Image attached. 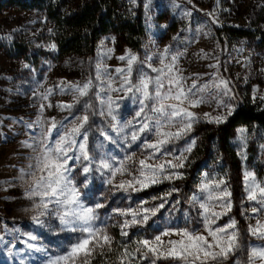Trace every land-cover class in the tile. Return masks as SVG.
<instances>
[{
	"label": "rangeland",
	"instance_id": "rangeland-1",
	"mask_svg": "<svg viewBox=\"0 0 264 264\" xmlns=\"http://www.w3.org/2000/svg\"><path fill=\"white\" fill-rule=\"evenodd\" d=\"M114 3L125 20L134 16L140 17L144 33L138 48L125 45L118 35H105L98 41L93 56L84 59L57 56L56 47H52V29L42 13L23 11L15 7H5L0 11V264H42L45 257L41 254L29 255L32 250L27 249L24 243L27 239L24 234L28 232L40 237L32 243L43 245L49 255L62 254L68 245L75 243L76 238L80 236L79 233L63 232L53 235L49 229H39L34 225L32 217L36 215L37 210L25 193L32 182L26 173L33 170L29 165L35 164L37 154L28 145L33 144L41 129L50 127L53 120L64 121L70 127L69 122L83 114L80 105L72 109L71 115L67 110L62 111L58 107L61 104L73 103V94L66 90L62 92L61 89L67 84L83 83L90 77H95L98 63L104 65L108 73L116 77L115 69L126 65V61L120 60L119 57L131 54L135 55L138 61H146L147 56L170 48L174 54L182 53L179 55L178 67L181 74L187 78L186 84L191 85L196 81L199 87L219 79L228 82L230 94L224 96L221 93L218 97L228 107L219 106L217 100L212 99L208 103L190 108L197 118L192 130L182 139L169 144L167 148L171 154L161 159H173L174 156L183 155L187 157L185 164L192 151L203 144L205 124L218 125L226 121L209 122L205 113L212 117L224 115L228 118L229 108L232 115L243 102L252 105L260 101L261 108H264V99H261L264 97V49L256 47L249 39L231 40L226 32L222 33L221 39L217 33L218 29L226 28H258L264 33V0H115ZM255 18L257 23L251 26ZM12 40L27 43L34 56H42L38 70L23 60L12 59L5 54L3 48ZM151 63L154 67H159V61L155 57ZM138 66L140 65L137 64L136 67ZM144 67L151 75H155L147 68L146 63ZM133 76L135 78V72ZM93 82L96 83L95 80ZM212 91L216 92L215 89ZM110 95L115 99L123 93ZM118 103V119H133L137 106L130 100H118ZM90 122L93 124V130L103 123L98 116L91 117ZM97 135L95 131L90 134V148ZM147 138L149 141L154 139L151 135ZM52 139H56L55 130ZM142 142L143 136L126 152H134L137 158H142V150L139 147ZM188 147H191V152L185 151ZM229 147L236 156L237 170L232 174L230 168L218 159L215 145H209L211 158L207 169L200 174L194 194H199L198 187L204 181L205 175L209 180L224 181L217 191L226 189L231 193L226 199L231 201L232 207L230 211L215 208V211L226 214L221 215L213 227H222L232 219L236 220L240 248L222 264H244L252 247L264 245V240L257 239L249 232V225H255L257 219L264 221V210L256 213L252 211L253 207L259 209L261 206L256 201L248 200L245 181V174L251 173L256 181L264 186V130L239 126L233 132ZM104 151H110L117 160L126 154L120 146L111 144H106ZM69 163L71 165V161ZM178 170L179 168L168 171L180 173ZM73 176L76 178V184L80 186L84 181L80 170H74ZM124 178L129 177L126 175ZM105 179L106 177L95 174L88 188L81 189V199L86 206H94L99 200L106 205L118 192L113 185L104 183ZM116 179L118 182L120 177ZM165 181L168 180L161 183ZM113 204L122 207L121 197L116 198ZM114 209L116 208L96 210L99 218L95 225L105 229L110 236L117 227L119 228ZM193 210L195 216L192 217L184 213L178 216L172 212L163 219L157 231L144 239L151 240L166 229L187 228L190 231L203 232L202 209L197 206L193 207ZM178 218L182 221H177ZM51 223L54 227L58 226V220L54 217L51 218ZM177 238L173 236L164 239ZM135 247L136 244L127 248L132 251ZM123 250L124 247L119 256ZM97 254H100L99 251L94 253V258ZM125 264L128 262L125 261ZM132 264L148 263L147 260H138L136 257ZM167 264L179 262L168 260Z\"/></svg>",
	"mask_w": 264,
	"mask_h": 264
},
{
	"label": "snow or ice",
	"instance_id": "snow-or-ice-1",
	"mask_svg": "<svg viewBox=\"0 0 264 264\" xmlns=\"http://www.w3.org/2000/svg\"><path fill=\"white\" fill-rule=\"evenodd\" d=\"M179 55L182 53L174 54L170 48H166L163 52L147 56L146 61H138L131 54L121 56L119 59L126 61V65L115 69L116 77L98 63L95 77H90L83 83L67 84L61 89L62 92L66 90L73 94V103L58 107L62 111L67 110L71 115L72 109L80 105L83 114L70 121V127L64 121L53 120L50 127L42 128L33 144L28 145L37 155L35 164L29 165L33 170L26 173L32 182L25 195L33 201V207L37 210L32 217L37 228L49 229L53 235L63 232L79 233L80 236L62 254L49 255L43 245L32 243L40 237L28 232L24 234L27 237L24 243L27 249L32 250L29 255L41 254L45 257L42 264H91L97 251L101 255L105 247L112 251L113 237L105 229L95 225L99 218L96 210L104 208L105 204L97 201L94 206H86L81 199V189L88 188L95 174L106 177L104 183L123 192H140L163 180L182 178V174L168 170L183 168L187 157L180 155L173 159H161L171 154L167 146L182 139L192 130L197 118L190 108L208 103L212 99H216L219 106L228 107L218 97L221 93L228 96L231 89L223 79L199 87L196 81L191 85L186 84L187 78L178 67ZM153 57L159 61V67L152 65ZM145 63L155 75L145 70ZM137 64L140 66L136 67ZM110 93L123 95L114 99ZM118 100H130L137 106L133 119H118ZM231 112L229 108L228 115ZM95 116L100 117L103 123L95 127L98 135L90 148L89 136L93 133L90 118ZM205 117L209 122L215 123H222L227 119L224 115L212 117L207 113ZM53 130L56 131L54 140ZM148 135L154 139L149 141ZM142 136L143 142L139 145L142 158H137L134 152L127 153L126 150L141 140ZM106 144L120 146L126 154L117 160L110 151H104ZM185 151L191 152V147ZM76 169L84 177L80 186L76 184L73 176ZM126 175L128 179L124 178ZM118 176L120 179L117 182ZM245 181L248 200L256 201L261 206L259 209L253 207L252 211L256 213L264 210V186L251 173L245 174ZM223 184L222 179L209 180L205 175L204 181L198 187L199 194H194L190 200L193 207L202 209L203 232L190 231L187 228L166 229L151 240L136 241V247L132 251L125 246L118 257L120 264H125V261L132 264L137 253L140 259L150 260V264H156L158 260H172L179 264H222L226 261L240 248V244L235 219L225 226L213 227L221 215L226 214L215 211V208L230 211L232 207L231 201L226 199L231 193L226 189L217 191ZM166 195H171V192ZM160 199L164 202L152 208L143 207L146 202H142L134 209H114L121 217H131L120 225L121 235L128 236L126 229L146 224L164 208L167 200L164 197ZM213 201L219 203L214 204ZM53 217L58 220L57 227L51 223ZM249 232L257 239L264 240V221L257 219L255 225H249ZM173 236L178 238L164 239ZM258 261L259 264H264V245L252 247L244 264H257Z\"/></svg>",
	"mask_w": 264,
	"mask_h": 264
},
{
	"label": "trees",
	"instance_id": "trees-1",
	"mask_svg": "<svg viewBox=\"0 0 264 264\" xmlns=\"http://www.w3.org/2000/svg\"><path fill=\"white\" fill-rule=\"evenodd\" d=\"M115 0H0V11L5 7H15L23 11L38 12L44 15L52 29V41L59 58H91L97 43L102 36L118 35L127 46L138 48L144 30L139 16L125 20L114 3ZM257 19L251 26H255ZM226 32L232 39H249L256 47L264 49V33L255 28L249 29H218L217 33L222 39V33ZM134 36V37H133ZM257 41V42H255ZM5 54L12 59L23 60L35 70L39 69L42 56H34L30 52L29 45L24 42L12 40L3 48ZM28 88V86H25ZM93 126V124H92ZM239 126H250L264 130V108L258 109L250 103H241L236 111L230 115L223 124H205L203 144L198 145L188 157L183 168H179L181 179L165 181L157 186H150L140 192L118 191L113 195L104 208L115 207L116 198L121 197L122 209L137 208L143 203V207L152 208L167 200L164 208H161L155 216H152L146 224L136 225L126 229L128 236L121 235V227L125 219L116 213L119 228L112 233V251L106 248L103 255L97 254L91 264H120L118 256L123 247L134 246L136 241L150 237L161 227L164 218L174 212L178 216H195V210L190 203V197L196 191L200 174L207 169L211 158L209 145H215V153L221 163L234 172L237 170V160L233 150L229 147V141L234 130ZM95 131V129L93 130ZM211 143V144H210ZM208 144V145H207ZM236 186V182H235ZM235 186L232 187L233 192ZM171 192V195H166ZM154 197L156 199H154ZM101 200H99L100 202ZM177 221H182L178 218ZM190 223H193L190 221ZM49 240L50 237H49ZM136 257L140 260L137 253ZM168 260H158L156 264H167ZM150 263V260H147Z\"/></svg>",
	"mask_w": 264,
	"mask_h": 264
},
{
	"label": "built area",
	"instance_id": "built-area-1",
	"mask_svg": "<svg viewBox=\"0 0 264 264\" xmlns=\"http://www.w3.org/2000/svg\"><path fill=\"white\" fill-rule=\"evenodd\" d=\"M252 105L256 106L258 109H260L261 106H262V104H261L260 101H256V102H255L254 104H252Z\"/></svg>",
	"mask_w": 264,
	"mask_h": 264
}]
</instances>
